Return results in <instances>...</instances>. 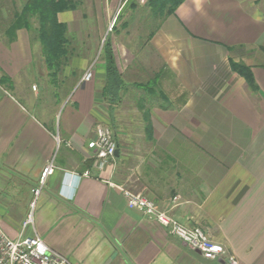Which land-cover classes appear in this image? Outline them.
<instances>
[{"label": "crops", "instance_id": "obj_1", "mask_svg": "<svg viewBox=\"0 0 264 264\" xmlns=\"http://www.w3.org/2000/svg\"><path fill=\"white\" fill-rule=\"evenodd\" d=\"M25 1L15 0L13 13ZM1 2L4 232L17 238L33 212L26 235L41 236L72 264H231L230 256L237 264H264V0H186L160 22L146 48L126 51L129 59L123 67L112 40L126 84L139 59L147 81L159 75L166 97L142 99L138 131L126 139L113 114L121 98L112 101L107 93L104 60L92 79L83 80L80 72L53 109L46 97L49 73L41 43L27 28L10 36L11 21L3 20L11 7ZM98 2L97 16L111 19L113 0ZM232 62L250 68L255 89ZM174 80L179 88L170 95L167 84ZM181 91L185 99L184 93L178 98ZM107 115L118 154L102 170L95 163L84 168L90 161L88 142ZM50 162L54 171L40 184ZM87 169L91 174L82 176ZM113 183L143 193L181 223L201 227L228 253L219 260L205 259L155 219L130 207ZM35 188L40 189L37 196Z\"/></svg>", "mask_w": 264, "mask_h": 264}, {"label": "rangeland", "instance_id": "obj_2", "mask_svg": "<svg viewBox=\"0 0 264 264\" xmlns=\"http://www.w3.org/2000/svg\"><path fill=\"white\" fill-rule=\"evenodd\" d=\"M98 1L99 0H81V6H79L76 10L67 11L61 14V20L67 21V24H69L68 36L70 38L71 48L74 49V56L68 64L62 67L56 77L53 76L52 73L48 74V78L45 77V86L48 92L46 97L48 100L52 101L53 109H58L62 100H64L70 93V88L71 86H74L76 77L78 78L81 75L79 74L80 72L85 74L90 71L92 72L91 79L94 77L96 68L100 65L101 60H103L102 51L106 41H110L111 44L112 40L115 41L114 43L119 53V62L123 67L129 59V57L126 56V51L128 50V52L131 51L135 53L141 52L147 45V41L149 40L148 37L155 34L152 32H155L154 29L157 24L161 22V20L154 19L152 17L147 0L144 2L141 0H113L111 5H113L116 13L111 15V19L109 18L106 20H104V17L101 18V14L100 17L97 16L100 13L98 10L95 11L96 6H99ZM104 1L105 0H101V2ZM0 2L3 5L11 7L8 10V17L3 20L9 22L13 18L12 10H14V6H11L12 4L10 0H0ZM79 12H81V15L83 14L85 16L76 17ZM33 21V36L39 40L36 31L38 22L36 20ZM86 23L88 24V27L84 28ZM138 38L142 39L140 40ZM118 41L120 42L118 43ZM38 51L41 52V48H39ZM39 60L43 61L42 58ZM75 60L77 63L74 62ZM43 62H45V59ZM135 63L136 66H132V71L134 69L137 74L130 73V75L126 76L128 83L122 91L118 109L116 110L115 107V111L113 113L119 121V128L121 130L118 132H122V134H124L122 139H126V134L130 133L132 135L133 132L138 131V118L141 116V109L137 107V103L139 102V98L144 96V93L143 91L141 92L136 89L134 82L144 83L147 81L146 71L144 73L141 70L142 61L137 59ZM233 63L234 62H232V67ZM44 64L47 68L46 62ZM151 67L153 69L154 65ZM155 70L158 71L156 68ZM150 71L151 73H154L152 70ZM73 73L75 74V78H72ZM51 75L54 77V80ZM132 76L134 78H132ZM151 77H153V75H151ZM178 85L179 84H177L175 80L172 81L171 84L168 83V94L173 95V90L171 89H174L176 86L178 89ZM183 93L184 95L182 98L185 99L187 94L184 91L179 92L178 98H180ZM105 109L109 112L108 108ZM107 116V122H101L100 124L113 129V126L109 122V115Z\"/></svg>", "mask_w": 264, "mask_h": 264}, {"label": "built area", "instance_id": "obj_3", "mask_svg": "<svg viewBox=\"0 0 264 264\" xmlns=\"http://www.w3.org/2000/svg\"><path fill=\"white\" fill-rule=\"evenodd\" d=\"M144 2L145 0H141ZM92 72L84 74L83 80H89ZM58 144L60 142L57 136ZM89 158L102 170L111 160L115 159L117 142L114 130L103 124H97L94 137L88 142ZM54 164L50 162L43 170L40 184L53 173ZM91 171L85 170L82 176H89ZM122 189L127 199L128 205L137 208L146 215L152 217L157 222L165 226L169 232L179 240L188 245L192 250L199 252L207 260H219L228 253L227 249L212 240L209 235L199 226H189L178 221L174 216L160 209L158 205L143 193H136L126 188L123 184H115ZM35 196L40 192L39 188L34 190ZM35 205V201L32 206ZM33 222V212L28 214L23 222L22 232L17 238L10 237L0 228V264H72V262L62 254L52 250L45 240L39 235H26L25 230ZM231 264H237L234 256L229 257Z\"/></svg>", "mask_w": 264, "mask_h": 264}, {"label": "trees", "instance_id": "obj_4", "mask_svg": "<svg viewBox=\"0 0 264 264\" xmlns=\"http://www.w3.org/2000/svg\"><path fill=\"white\" fill-rule=\"evenodd\" d=\"M185 1L186 0H147V4L148 7H150L152 17L162 21L167 16L175 14L177 8ZM14 2L15 0L12 2V6ZM81 4V0H26L21 10H16L15 13H13L8 32H10V36L13 37V33H15L17 29L27 28L33 30V20H36L38 22L36 31L42 46V54L47 69L49 74L52 73L53 76L56 77L62 67L68 64L74 56V49L71 48L70 38L68 36V24L62 21L60 16L63 12L76 10ZM159 26L160 23L157 24L154 31H156ZM102 52L104 68L106 70L107 93L112 96V101L117 99L120 100L122 95L121 92L122 89L126 87V82L118 69L116 57L110 41H106ZM233 68L244 75L251 88H256L254 76L248 66L243 63H233ZM53 76L52 79L54 80ZM134 86L138 91H143L144 93V96L139 98V108L141 110L144 109L142 102L144 97L162 98L163 100L166 98L160 88L158 74L144 83L134 82ZM93 164L94 161L90 159V161L86 162L84 168H90Z\"/></svg>", "mask_w": 264, "mask_h": 264}, {"label": "water", "instance_id": "obj_5", "mask_svg": "<svg viewBox=\"0 0 264 264\" xmlns=\"http://www.w3.org/2000/svg\"><path fill=\"white\" fill-rule=\"evenodd\" d=\"M116 154H118V150L116 151Z\"/></svg>", "mask_w": 264, "mask_h": 264}]
</instances>
